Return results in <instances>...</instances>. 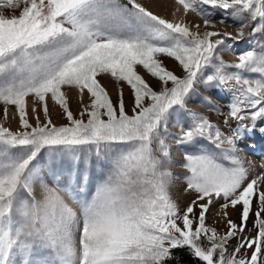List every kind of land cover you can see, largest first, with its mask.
<instances>
[{"label":"snow or ice","instance_id":"6c2138e0","mask_svg":"<svg viewBox=\"0 0 264 264\" xmlns=\"http://www.w3.org/2000/svg\"><path fill=\"white\" fill-rule=\"evenodd\" d=\"M176 3L205 29L216 17L237 25L235 35L168 20L140 0H0V105L19 117L15 131L0 123V264H169L177 249L199 264H264V172L249 178L252 162L238 147L264 136V0ZM243 42L236 62L220 55ZM104 76L129 87L130 110L123 87L114 100ZM199 83L229 96L226 114L201 98L223 128L187 107ZM49 100L65 123L53 122ZM169 139L185 149L194 199L183 209L169 191ZM45 154L57 187L39 166ZM214 205L226 232L206 223Z\"/></svg>","mask_w":264,"mask_h":264},{"label":"rangeland","instance_id":"374dc122","mask_svg":"<svg viewBox=\"0 0 264 264\" xmlns=\"http://www.w3.org/2000/svg\"><path fill=\"white\" fill-rule=\"evenodd\" d=\"M140 2L143 3L146 7H148L155 14L160 15L163 18H166L168 20H171V21L183 20L186 23H193V24L199 23L201 25L200 31H202V32L205 30H219V31L232 32L235 35V30H236L237 25L232 24V23L220 24L219 23V17H216V21H215L216 22V29H205L203 27L202 19L199 16H197L196 13H192V12H189L187 15H185L182 6L178 5L176 3V0H140ZM177 9H179V10L177 11ZM6 14H11V13L7 12V10H6ZM15 14H18V11ZM195 30L196 29L194 28L193 31H195ZM247 47H248V45L246 42L239 43L236 45L235 51H229L226 49H222V50H220V55L223 57V59L225 61H227L229 63H233V62L237 61L238 53L241 51L247 50ZM164 62L171 70H174L177 72V74H180L181 69H180L179 65L177 64V62H175L173 59H170V58H164ZM142 74L145 75L146 79L151 80V78L148 77L145 73L142 72ZM101 83L107 88L109 94L112 96V98L114 100L116 99L118 90L121 87H123L125 101H126V104L128 105V108L130 110L131 103H132V96H131L130 89L127 85H121L119 82L114 81V80L108 78L107 76L101 77ZM218 91L219 90H216V89L206 90L202 83L197 84L195 86V92L193 94L194 98L189 100L187 107L190 109H198L201 112H208V110H211V109L209 108V106H207L205 103H203L200 99V98L207 95L212 99L211 101H214L216 104L220 105L221 108L223 107L222 108L223 110L220 109V112L221 113L224 112V114H226L228 111L227 105L229 102V96L224 95V97H223L217 93ZM69 98H70L69 99L70 110H72L74 114H78L82 105L79 103V101L77 99L76 90H72L69 92ZM83 102H84V104H87L89 102V95L86 92L83 96ZM27 103H28L29 117L31 118L32 117L33 98L28 97ZM224 105H226V106H224ZM49 106H50V115H51L53 122L58 124V125L65 123L66 121L62 118V115H61L62 109L59 107V105H56L54 102L49 100ZM210 112L212 114V117H214V118H212L213 123L217 122V120H214V119H216V117H217L218 122H219V123L218 122L217 123L218 124L222 123V121H221L222 116L221 115L217 114V112L214 110H211ZM212 112L214 113V115ZM40 118L44 119L42 112H41ZM18 120H19L18 113H17L14 106H8V115H7V117H5L4 106L0 105V123H3L5 127H8L11 130L15 131L18 129V126H19ZM31 122L34 123L35 121L32 120ZM220 125H221V127L223 126L222 124H220ZM169 129H170V131H173V132L175 131V128H173L171 125L169 126ZM247 141L248 142H246V143L243 141V143L238 145V147L240 149H244L243 153L248 154L249 151L250 152L257 151V153H259L258 155H256L254 153L255 157H253V161H252L253 168L249 173V178H253V177L259 175L261 172H264V167H262V166H264V160H261L264 158V154H263L264 152L261 148L262 145H264V136H260V135L252 136L249 139H247ZM250 142H251V144H249ZM168 143L170 144V154H171L172 160L174 161V163L171 164L169 166V169H168L173 174V183L170 186L169 191H170V194L172 195L173 199H175L177 201V203L179 204V206L181 207V209H183L187 206V204H189L191 202L192 199H194V195H193V197H190V196L185 197L184 195H182L180 193V191L177 189V187H175L176 181L178 180V177H179V179H182L184 173L186 172L185 169L180 167V163L183 160V153H184L185 149L181 146H177L171 139L168 140ZM246 144H247V148H246ZM205 146H207V142H205ZM180 159H182V160H180ZM51 163L52 162H51L50 158L48 157L47 154H45V156L41 158L39 166L43 169L42 174L45 177V182L50 187H57V185L53 182L51 175H50V169H49L48 165H50ZM246 166H247V162H246ZM174 168L180 169L183 173L174 172L173 171ZM59 179H60L59 187H64L67 185L68 177L66 174L60 176ZM183 182H184V180H183ZM34 187H35L37 198H39L40 191H41L39 184L35 185ZM260 190L264 191V183L260 184ZM253 206L255 207V200L253 202ZM196 211L198 213L199 209H197ZM227 211L229 214L228 218H231L232 220L239 223V216H238L239 209L233 210L232 208H229ZM222 213H223V210L220 208L219 205L211 206L210 210L206 213L207 225L210 227H215L221 233L227 231L226 219L224 218ZM248 227L249 228L251 227V218L248 222ZM245 234L250 235V233H245ZM231 244L235 245L236 240H232ZM229 251H231V248H229Z\"/></svg>","mask_w":264,"mask_h":264},{"label":"bare ground","instance_id":"6f19581e","mask_svg":"<svg viewBox=\"0 0 264 264\" xmlns=\"http://www.w3.org/2000/svg\"><path fill=\"white\" fill-rule=\"evenodd\" d=\"M218 94H220L221 96H223L224 97V95H226L224 92H221V91H218L217 92ZM205 94V93H204ZM215 95V94H214ZM203 96V95H202ZM228 96V95H227ZM204 97H208L210 100H212L209 96H204ZM201 99V98H200ZM199 99V100H200ZM212 102V104L213 105H215V107L216 108H218V109H221V110H223L222 108H221V106L220 105H218V104H216L214 101H211ZM224 106H226V105H224ZM194 110H197V111H199V112H201L200 110H198V109H194ZM211 110H208V112H201V113H203L204 115H206L212 122H213V119L212 118H214V117H212V114H211V112H210ZM213 113V112H212ZM224 113V112H223ZM213 115H214V113H213ZM214 120H217V122H218V119H217V117H216V119H214ZM221 121H222V119H221ZM216 122V123H217ZM219 123V122H218ZM220 124H222V123H220ZM223 125V124H222ZM223 127V126H222ZM245 143L246 142H248L247 140L246 141H244ZM249 144H251V142L249 143ZM247 145V144H246ZM250 146V145H249ZM247 148V147H246ZM262 150H263V152H264V145H262ZM249 151V150H248ZM244 152V149H242V151L240 152V155H241V158L242 159H244L246 162H248V161H253V157H255V155H254V153L256 154V155H258L259 153H257V151H254V152H248V154H246V153H243ZM251 153V154H250ZM264 154V153H263ZM175 158V157H174ZM173 158V159H174ZM178 158V157H177ZM179 159V158H178ZM255 159V158H254ZM180 160H182V159H180ZM261 160H264V158L263 159H261ZM183 161V160H182ZM174 172H180V173H183L180 169H178V168H174V170H173ZM175 187H177V189L180 191V193L182 194V195H184L185 197L186 196H190V197H193V195H191L189 192H185V188H186V185H185V183L183 182V178L182 179H179V177H178V180L176 181V185H175ZM62 195L64 196V199H65V201L70 205V206H72V207H76V205L72 202V200L68 197V195L66 194V193H62ZM183 197V196H182Z\"/></svg>","mask_w":264,"mask_h":264},{"label":"trees","instance_id":"16d2710c","mask_svg":"<svg viewBox=\"0 0 264 264\" xmlns=\"http://www.w3.org/2000/svg\"><path fill=\"white\" fill-rule=\"evenodd\" d=\"M173 254L177 259L170 261L169 264H199V261L188 254L186 249L174 250Z\"/></svg>","mask_w":264,"mask_h":264}]
</instances>
